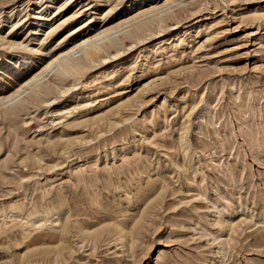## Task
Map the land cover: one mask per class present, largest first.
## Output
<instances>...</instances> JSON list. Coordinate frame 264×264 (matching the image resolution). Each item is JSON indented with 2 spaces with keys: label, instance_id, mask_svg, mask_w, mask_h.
<instances>
[{
  "label": "rangeland",
  "instance_id": "obj_1",
  "mask_svg": "<svg viewBox=\"0 0 264 264\" xmlns=\"http://www.w3.org/2000/svg\"><path fill=\"white\" fill-rule=\"evenodd\" d=\"M0 22V264H264V0H0Z\"/></svg>",
  "mask_w": 264,
  "mask_h": 264
},
{
  "label": "bare ground",
  "instance_id": "obj_2",
  "mask_svg": "<svg viewBox=\"0 0 264 264\" xmlns=\"http://www.w3.org/2000/svg\"><path fill=\"white\" fill-rule=\"evenodd\" d=\"M154 10L155 9H153V11L150 10L147 14L144 13V15L146 16V15H149V14L156 12ZM165 20H166V18L160 17L158 19V22L160 21V23L163 24V23H165ZM0 24H1V22H0ZM117 29H118L117 27H114L113 29L102 31L92 38H87V39L81 40L72 49H70L66 52H63L57 58H55L54 61L49 63L47 65V67L44 70H42V72L39 75H36V77L31 79L30 82H28L25 86H22L15 94H13L8 99V101L12 102L15 100H19L23 104H24V102L32 103V101H35L36 98L38 99L41 96H43V97L47 96L48 94L51 93V92L49 93L50 90L48 89L50 86L47 87L48 84H44L43 81L45 79H47L50 76V74H52V73H55L56 77H58L60 80H63L67 76L68 77L69 76H75L76 77V75L79 76V74H81L85 70V68H87L85 65V62H89V64H92L91 62L94 61L95 59H97L99 56H101V53L109 52L110 48L112 51V47L114 48V45L116 44L117 41L109 40V44H106L105 41L111 37L110 36L111 32H114V30H117ZM115 40H118V39L116 38ZM119 40H121V42L124 41L121 38H119ZM123 44H125V43H123ZM2 45H6V44L3 43ZM10 47H12V45H10ZM79 53H83V55L79 56L78 55ZM98 59H100V58H98ZM89 64L87 63L88 66H89ZM87 70H88V68H87ZM53 79H55V78H53ZM27 91H31V93L26 98H22L24 95H26ZM32 104H34V103H32ZM19 106H20V104H19Z\"/></svg>",
  "mask_w": 264,
  "mask_h": 264
}]
</instances>
